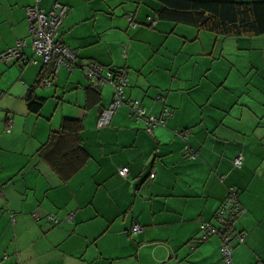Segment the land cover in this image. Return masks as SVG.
Returning a JSON list of instances; mask_svg holds the SVG:
<instances>
[{"label": "crops", "instance_id": "0c3cea01", "mask_svg": "<svg viewBox=\"0 0 264 264\" xmlns=\"http://www.w3.org/2000/svg\"><path fill=\"white\" fill-rule=\"evenodd\" d=\"M56 1L71 8L58 39L75 51L78 65L61 66L44 85L41 59L30 61L26 8L35 0H0V56L25 39L23 56L30 61L0 59V264H227L220 237L203 240L200 225L215 222L231 188L245 209L236 227L247 233L232 262L264 264V34L223 36L160 20L157 0L151 10L146 0H41L39 6L48 11ZM137 30L164 44L171 37L184 40L181 51L166 48L180 61L174 65L195 57L192 73L183 77L179 69L170 76L155 60L158 50L139 48L151 43ZM122 45L128 47L126 60L116 57ZM186 45L190 49L183 51ZM92 62L127 69L126 97L139 99L148 116L165 123L150 132L124 104L100 126L114 88L104 83L101 103L84 109L85 87L94 81L80 77ZM146 67L155 79L142 82L131 75V69L145 74ZM68 73H80L70 82L79 91L77 109L63 106L50 113L44 109L45 89L61 84ZM36 97L46 99L39 112L29 107ZM165 109L170 114L164 117ZM75 116L83 120L89 160L64 181L37 151L64 117ZM185 131L187 138L179 134ZM123 167L129 168L126 177L119 171ZM134 224L143 230L130 233Z\"/></svg>", "mask_w": 264, "mask_h": 264}, {"label": "built area", "instance_id": "2783aa9c", "mask_svg": "<svg viewBox=\"0 0 264 264\" xmlns=\"http://www.w3.org/2000/svg\"><path fill=\"white\" fill-rule=\"evenodd\" d=\"M40 2L41 0H35L33 5L26 8L32 34V47L34 49V59L30 61L37 63V58H39L45 67L53 65L55 74L63 65L71 70L76 68L78 65L77 54L71 48L62 44L58 39V30L71 10L70 7L57 1L52 5L50 10L46 11L39 6ZM26 46L27 41L25 39L18 40L13 47H10L1 54L0 59L7 63H15L20 60L28 63L30 61L23 56V51ZM84 68L87 70L86 73L89 80L102 84L110 83L114 88L113 101L110 107L102 112L99 121L100 126L108 125L114 112L124 103L128 105L132 117L148 124V130L150 132L156 125L165 123L163 117L148 116L139 99L126 100L125 88L128 86L127 73L114 74L111 71H106L102 65L95 62L87 64ZM104 71L105 76H103ZM42 84H51V78L45 77L42 80ZM1 96L2 93L0 92ZM169 114V110L165 109L163 113L164 117ZM187 133L186 131L179 132L184 138H187ZM191 155L196 157V153L193 151H191ZM242 161L243 157L241 155L237 156L234 160L235 166H241ZM119 171L122 176L126 177L129 168L123 167ZM244 213L245 209L239 201L238 192L231 188L227 198L222 202L214 216L215 222H202L200 225V236L203 240L211 236L220 237L222 241L220 250L223 255V260L227 264H233L232 252L234 248L245 242L247 233L239 231L236 227L237 219ZM55 219L54 221H56ZM142 230L143 227L140 224H134L130 233H139Z\"/></svg>", "mask_w": 264, "mask_h": 264}, {"label": "trees", "instance_id": "16d2710c", "mask_svg": "<svg viewBox=\"0 0 264 264\" xmlns=\"http://www.w3.org/2000/svg\"><path fill=\"white\" fill-rule=\"evenodd\" d=\"M157 1L160 3V8L157 10L156 16L160 20L185 24L223 36L239 37L244 34H264V0ZM132 15L133 14H129L128 19L134 26L137 24L134 23ZM148 19L149 25L155 24V20L152 17ZM104 69L114 74L127 73V69L121 67H104ZM48 75H55L53 65L46 66V69L44 67L41 71L39 83L41 84L45 77H50ZM103 76H105V71ZM102 85L103 84L100 82H92L85 87L86 102L84 109L86 111H90L101 103ZM126 100L129 101L131 98L126 97ZM45 101V98L38 97L29 101L31 111L39 112ZM124 104L127 105L126 103ZM83 127L82 119L64 117L61 127L56 131H52L47 142L42 144L37 151L38 155L45 160L64 181L76 175L89 160V153L84 148L82 142L81 132Z\"/></svg>", "mask_w": 264, "mask_h": 264}, {"label": "rangeland", "instance_id": "374dc122", "mask_svg": "<svg viewBox=\"0 0 264 264\" xmlns=\"http://www.w3.org/2000/svg\"><path fill=\"white\" fill-rule=\"evenodd\" d=\"M153 3V0H146V8L147 10H151V7L150 5ZM131 25H133V23H131ZM174 25V23H173ZM183 27H185V25H181ZM147 29H150V30H153V28L151 27H146ZM172 29V28H170ZM193 29V28H192ZM158 30V29H157ZM195 31H198L197 29H193ZM138 33L137 35L139 37H141L142 39L146 40L148 39V41H150L151 44L150 45H146V43H141L139 45V48H142L143 50L145 51H148V50H152V52L154 51V48L156 50H158L160 52V55L161 56H156L155 57V60H159V64L161 65H164L167 67V69H169L167 72L170 74V76H175L176 75V71H178L180 69V73L182 74L183 77H188L190 75V73H192V66L194 64V60L196 59L195 57H189V60H188V63L186 64H183L182 66L180 65H177V63L174 65V62L173 61H177L180 62L177 58V56H175L173 53L169 52V50L166 48V47H172V49H176V50H179L181 51L182 50V47H183V42L184 40H180L179 37H171L169 39H166V37L163 38V40L165 41V39L167 40V43L164 44L163 41H160V42H157V38L155 35H152V34H148L147 32H140V30H137ZM156 31V30H155ZM179 32L182 31V28L178 29ZM211 34V33H210ZM160 36V35H159ZM152 40V41H151ZM141 42H144L143 40ZM160 43V44H159ZM128 44V43H126ZM160 45V46H157V45ZM187 48H185L183 51H185L186 49H190V45H186ZM128 47H124L122 45L121 47V50L120 52H117L116 53V57L120 60H126L129 53H128ZM178 56H180L178 54ZM181 59V56L179 57ZM154 60V61H155ZM134 61L137 62L139 65L142 64V58L141 57H136L134 58ZM153 61V63H154ZM152 62L149 63L150 65L153 64ZM155 65V64H154ZM87 66V64L85 65ZM171 66H173L174 70L172 72V68H170ZM149 67V66H148ZM146 67L144 68L145 72L148 73V74H140V73H137L135 72L136 70L134 69H131L130 71L131 72V75H135V76H138V79L139 80H142V82L146 80V77L148 76H151L152 79H155L156 77V74L154 73L152 75V73H150V69ZM82 72V70H81ZM80 72V73H81ZM87 70L86 68H84V73L81 76L80 78H83L85 80V82H87ZM80 73H74L75 76H79ZM150 73V74H149ZM74 75L73 74H66V75H61V84H53V86H49V87H45L46 89L45 90H48V94H47V97H48V100L46 102V104L44 105V109H48V111L50 113H54V111L56 109H60V108H63V106H70V108L72 109H77V106H75L76 104V99L78 97V94H79V91L77 90H71V80L74 78ZM79 78V79H80ZM178 85V84H177ZM57 86V87H56ZM113 87V86H112ZM139 87V86H138ZM137 87V88H138ZM56 90H58L59 92L57 93ZM127 106V105H125ZM79 109V108H78ZM72 118H77L76 116L75 117H72Z\"/></svg>", "mask_w": 264, "mask_h": 264}, {"label": "water", "instance_id": "95a60500", "mask_svg": "<svg viewBox=\"0 0 264 264\" xmlns=\"http://www.w3.org/2000/svg\"><path fill=\"white\" fill-rule=\"evenodd\" d=\"M78 58V57H77ZM77 63H78V61H77Z\"/></svg>", "mask_w": 264, "mask_h": 264}]
</instances>
